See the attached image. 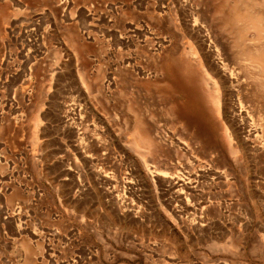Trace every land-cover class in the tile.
Returning <instances> with one entry per match:
<instances>
[{"label":"rangeland","instance_id":"obj_1","mask_svg":"<svg viewBox=\"0 0 264 264\" xmlns=\"http://www.w3.org/2000/svg\"><path fill=\"white\" fill-rule=\"evenodd\" d=\"M254 12L0 0V264H264Z\"/></svg>","mask_w":264,"mask_h":264},{"label":"bare ground","instance_id":"obj_2","mask_svg":"<svg viewBox=\"0 0 264 264\" xmlns=\"http://www.w3.org/2000/svg\"><path fill=\"white\" fill-rule=\"evenodd\" d=\"M251 10H252V9H251ZM251 12H252V11H251ZM101 18H102V17H101ZM262 18H264V17H263V14H261V13H257V12H254L250 17H248L247 20L251 21L252 23H255L256 27H257V26L261 27L262 25L264 26V24H263V22H262ZM108 23H109V22H108ZM190 26H191V25H190ZM197 27H198V26H197ZM189 28H190V27H189ZM192 28L196 29L194 25L192 26ZM194 29H193V30H194ZM194 31H195V30H194ZM198 31H199V30H198ZM198 31H197V32H198ZM138 33H139V32H138ZM105 34H106V33H105ZM255 52H257V50H256ZM255 57H256V60H259V61H262V62H263V59H261V56H259V55H255ZM255 57H254V58H255ZM249 59H250V58H249ZM249 61H250V60H249ZM254 62H255V61H254ZM213 64H214V63H213ZM213 64H212V65H213ZM254 64H255V63H254ZM215 65H216V64H215ZM216 69H217V68L214 67V69H212L213 72H212V71H211V72H212L213 74H215L216 76H218V75H219V73H218V71H217L218 69H217V70H216ZM210 70H211V69H210ZM222 70H223V69H222ZM222 73H223V71H222ZM220 75H221V74H220ZM220 75H219V76H220ZM224 76H225V75H224ZM222 77H223V76H222ZM218 79H221V78L218 77ZM222 82H223V81H222ZM226 82H227V81H226ZM226 82H225V83H226ZM212 83H213V82H212ZM212 83H211V84H212ZM228 83H229V82H228ZM212 86H213V84H212ZM215 88H216V86H215ZM214 90H215V89H214ZM217 95H218V94H217ZM219 106H220V105H219ZM213 109H214V108H213ZM214 110H215V109H214ZM66 114H68V113H66ZM60 116H61V115H60ZM58 120H59V122H60V121L62 122L63 119H62V118H58ZM58 120H57V121H58ZM145 174H146V173H145ZM153 174H155V173H154V172H153V173H152V172H151V173H148V172H147V175L151 176L152 178H153ZM156 176H157V175H156ZM158 176H159V174H158ZM149 178H150V177H149ZM159 180H160V179H159ZM170 183H171V182H170ZM172 185H174V187H175V185H178L177 188L179 187V185H180V187H181V185L184 186V184L180 183V181H176L175 184H172ZM165 186H166V185H165ZM185 187H187V186L185 185ZM179 193H181V192H179ZM104 196H105V195H104ZM112 196H113V195H112ZM113 198H114V197H113ZM112 205H113L114 209H116V210L118 211L117 214H118V215H119V214L121 215L122 212L119 210V205L115 202V200H114V202H112ZM186 206H187V205H186ZM112 209H113V208H112ZM114 209H113V210H114ZM116 210H115V211H116ZM117 211H116V212H117ZM116 212H115V213H116ZM120 215H119V216H120Z\"/></svg>","mask_w":264,"mask_h":264}]
</instances>
